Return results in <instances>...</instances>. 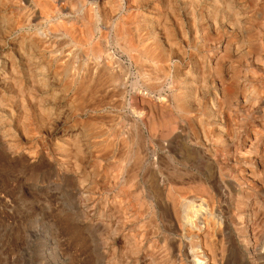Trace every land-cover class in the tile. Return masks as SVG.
Listing matches in <instances>:
<instances>
[{
    "label": "bare ground",
    "instance_id": "6f19581e",
    "mask_svg": "<svg viewBox=\"0 0 264 264\" xmlns=\"http://www.w3.org/2000/svg\"><path fill=\"white\" fill-rule=\"evenodd\" d=\"M0 194L45 264L264 260V0H0Z\"/></svg>",
    "mask_w": 264,
    "mask_h": 264
},
{
    "label": "rangeland",
    "instance_id": "374dc122",
    "mask_svg": "<svg viewBox=\"0 0 264 264\" xmlns=\"http://www.w3.org/2000/svg\"><path fill=\"white\" fill-rule=\"evenodd\" d=\"M156 5L159 7V4ZM142 11L146 12L147 10ZM178 18V25L181 21L184 23V27L181 24V26H178L179 28L181 27L180 31L186 32L187 25L185 24L184 18ZM41 199H26L21 201L13 200V198L0 194V264H45V238L47 228L45 224V196ZM64 238L62 236V238L57 239V252L62 261L66 264L91 263L85 249L76 245H72L71 247L70 240L68 241L67 237ZM189 256L190 259L188 262L190 264H199L191 252H189ZM234 258H229L230 260L226 264L243 263V261H238L240 259ZM253 264H264V260L255 259Z\"/></svg>",
    "mask_w": 264,
    "mask_h": 264
}]
</instances>
